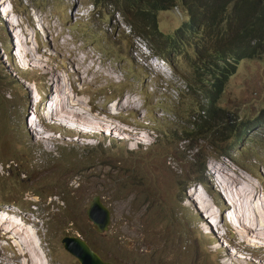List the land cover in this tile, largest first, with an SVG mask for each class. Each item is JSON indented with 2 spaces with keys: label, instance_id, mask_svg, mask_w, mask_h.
I'll list each match as a JSON object with an SVG mask.
<instances>
[{
  "label": "rangeland",
  "instance_id": "rangeland-1",
  "mask_svg": "<svg viewBox=\"0 0 264 264\" xmlns=\"http://www.w3.org/2000/svg\"><path fill=\"white\" fill-rule=\"evenodd\" d=\"M94 1L0 0L12 9L9 16L0 11V210L9 211L0 217L15 226L11 240L0 224V264L25 262L11 245L27 243L37 245L47 264H81L65 247L71 236L112 264H264L263 244L256 243L260 252L246 245L229 250L215 232L224 201L231 202L219 184L225 167L239 189L258 194L253 205L264 210V125L248 133L234 161L222 155L234 142L228 127L236 132L241 120H255L264 109V58L240 62L218 104L223 114L207 115L211 120L199 131L194 122L208 75L200 81L193 53L169 45L170 63L163 61L150 29L148 40L139 38L113 7L93 14ZM194 3L206 8L208 0ZM126 14L138 27L139 16ZM188 15L181 4L160 11L158 28L173 33ZM16 25H22L19 37ZM13 40L20 41L24 71L13 63ZM56 69L72 72L74 95L66 120L57 119L65 126L44 121L38 132L50 90L45 77ZM101 128L98 135L85 131ZM203 170L204 188L198 181ZM213 183L224 201L208 188ZM96 196L110 210L102 231L87 212ZM233 227L223 239L244 243Z\"/></svg>",
  "mask_w": 264,
  "mask_h": 264
},
{
  "label": "trees",
  "instance_id": "trees-1",
  "mask_svg": "<svg viewBox=\"0 0 264 264\" xmlns=\"http://www.w3.org/2000/svg\"><path fill=\"white\" fill-rule=\"evenodd\" d=\"M105 1L117 7L118 11L129 6L128 9L138 16L143 15L149 21L153 31L157 23L154 17L156 12L159 9L168 8L174 0ZM205 10L204 22L200 25L201 40L195 37L196 27L189 33V37L194 40L190 43L196 46L198 74L204 77L200 81L205 83L206 80L208 81V86L203 84L201 87L205 95L204 104L201 105L204 115L200 113L199 119H195L194 122L199 131H203L210 118L223 114L218 104L230 77L237 71L240 62L245 59L264 58V0H236L235 6L231 0H212ZM157 38L164 45L160 53L167 59H169V45L178 46L184 50L176 34L166 36L165 40H161L160 36ZM206 75L208 78L205 80ZM189 82L193 85L194 80L189 79ZM226 112L224 110V114ZM207 115L210 118H207ZM242 121L238 123L234 133H232L234 125L229 127L228 137L238 136L239 131L248 127L251 122H254L255 126L264 124V109L255 120ZM240 126H242L241 129ZM187 138L189 139L190 135H187ZM224 153H228V150ZM25 181L22 178V182Z\"/></svg>",
  "mask_w": 264,
  "mask_h": 264
},
{
  "label": "clouds",
  "instance_id": "clouds-1",
  "mask_svg": "<svg viewBox=\"0 0 264 264\" xmlns=\"http://www.w3.org/2000/svg\"><path fill=\"white\" fill-rule=\"evenodd\" d=\"M232 3L236 4V0H231ZM10 2V5H11V1ZM212 0H208V6L211 4ZM109 5L110 7H113L114 11L115 12H121L125 19L128 21V23L132 26V29L135 30V33H136V36L139 37V38H144L146 40H148V36L146 34V31L148 28H150L151 24L149 23V21H147L145 19V17L143 15H140L139 16V21H138V27L136 26V24L134 22H130V20L127 19V15L126 14V9L129 8V6H126L124 7L123 9L119 10L117 9V7H114L113 5H111L108 1H105V0H95L91 6H93V14L96 13V11H101L99 9L100 6L104 7V5ZM181 5H183L186 10L189 12V15H188V19L180 26L178 27L173 33H169V34H165L163 33L162 31L159 30L158 28V13L160 11H170L176 7H179ZM4 4L3 3H0V11H1V14L3 15H8L9 16V13L12 11L11 9V6H9L8 8H3ZM125 9V10H124ZM205 9L206 8H203L200 4H197V3H194V0H174L172 1V3L170 4V6L168 8H165V9H159L156 14H155V20H156V27L155 29L152 31V29L150 28V31L154 34V37L157 41H159L161 44L162 42L157 38L158 36H160V39L161 40H165L166 36L168 35H174L176 34L178 36V38L180 39V43L182 45V47L184 48L181 49L180 47L178 46H173V45H170L171 48H178L180 50V52L184 53V54H188L189 51H191L196 59V46L193 45L192 43L190 42H193L194 40L189 37V33L190 31L196 27V39H200L201 40V36H200V32L202 31L201 30V27L200 25L204 22V18H205ZM9 10V11H8ZM124 10V12H123ZM130 10V9H129ZM199 11H202L201 13H199ZM31 14V13H30ZM136 14V13H135ZM32 15V14H31ZM208 18V17H206ZM23 23L22 20H17V23ZM16 23V24H17ZM12 24V23H11ZM16 30H17V35L19 37V35L21 34L22 32V25L21 26H17L14 27ZM13 43L15 44V49H17L15 52H14V55H13V63H15V65H18L20 60L19 58L23 57L24 54L21 55V48H19L18 44L20 45V41L18 43V40L17 41H14L13 40ZM190 44L193 49H188L187 48V45ZM162 48H164V45L162 44ZM161 48V49H162ZM170 47H168V51H169V59L163 57L161 55V49L157 52V55L160 56L162 58L163 61H167L168 63H170V50H171ZM175 50V49H174ZM19 67L18 70L19 71H24V68H28L26 67L24 64L23 65H20L19 64ZM176 70V69H175ZM76 80L73 79V74L71 71L69 70H64V69H56L55 71H50L49 73L46 74V77H45V84H48L49 87H50V90H49V94H47V96H45L46 98V102H45V106L47 105V103H49V105L51 104L52 100L50 99L52 96V92L51 90L54 89V90H60L62 92H68L70 93V97L72 95H74V87L76 85ZM57 88V89H56ZM53 98V97H52ZM50 100V101H49ZM55 102V100H54ZM58 105L57 103L56 104H53V109H57L58 110ZM47 109H45L44 107V110L43 112L41 113V116L39 115L38 117V126H40V129H38L36 127V130L39 132V130H41V126L43 124L44 121H46V123H48V125L50 126H65L64 125V122L62 124H60L55 118H48L45 113H46ZM202 112V106H201V110ZM200 112V113H201ZM262 112V111H261ZM199 113V114H200ZM201 115H204V112L201 113ZM195 118V116H193ZM199 117V115H198ZM196 119V118H195ZM199 119V118H198ZM242 121V120H241ZM242 122H251V121H248V120H244ZM233 125V124H232ZM231 125V126H232ZM262 125L264 124H260L258 126H255V123L251 122L250 125L248 127H245V128H242L240 131H239V135L238 136H233L232 139L234 140L233 144H231L229 147L227 148H223L222 150V155L226 157V160L227 158L234 161L235 159V156H236V151L238 150V147L240 145V143H243L244 141H247L249 138L247 137L248 133L250 131H254V130H257L259 129ZM230 127V126H229ZM229 127L228 129L226 130L227 132H229ZM85 131L87 132V134H90V135H98V134H101L100 132H102V130L100 129H96V130H86ZM233 132H234V126H233ZM232 132V133H233ZM45 135V134H44ZM43 135V136H44ZM49 135V134H48ZM227 138H231V137H227ZM188 139V138H187ZM231 139V140H232ZM253 140V139H252ZM225 150H228V153H224ZM217 164H221V162H218ZM231 165L234 166V167H238L236 166L235 164H233L231 162ZM204 172L205 170L202 171V174L201 176L199 177L198 181L200 182V186L204 185L206 186V180L208 182V179L204 177ZM261 178V177H259ZM264 179V178H263ZM214 185L216 184H212L211 186H209L208 188L211 189L210 191L214 193V195L217 197V198H221V200H225L222 198V196H220L215 190H214ZM203 187V186H202ZM204 188V187H203ZM219 188V187H218ZM221 192H222V189H219ZM222 202V201H221ZM224 202L226 203H229L228 200H225ZM220 214V217H221V220L220 221H217V223L215 224L217 226V230L215 229V232H219V235L217 234V237L219 239H221L222 243L224 244V246L229 250L230 248H235L237 245H246V247H249L253 252H260V250H263L261 247L262 246H256L257 244L255 242H252L251 244H246V243H239V240L238 239H235L233 240L234 243L232 242H229L227 239H223L224 236H226L227 238V235L229 232H232V230L234 229L233 225L235 224L234 223V220L230 219L229 216H228V209L226 211H223V208L222 210L219 212ZM99 228V227H98ZM214 228V227H213ZM71 237H74V236H71ZM76 237V236H75ZM77 237H80V236H77ZM81 238V237H80ZM83 239V238H82ZM84 240V239H83ZM86 241V240H85ZM87 242V241H86ZM257 242H260V241H257ZM88 243V242H87ZM89 244V243H88ZM90 245V244H89ZM93 249V248H92ZM264 251V250H263ZM232 252V251H231ZM99 254V253H98ZM232 254V253H231ZM230 253L228 255H225L222 256L223 258H227L229 259L228 257L231 256ZM235 254H236V251H235ZM100 255V254H99ZM241 257V255H238ZM101 257V256H100ZM102 258V257H101ZM103 259V258H102ZM104 260V259H103ZM105 261V260H104ZM107 262V261H105ZM110 263V262H109ZM112 264V263H111Z\"/></svg>",
  "mask_w": 264,
  "mask_h": 264
},
{
  "label": "bare ground",
  "instance_id": "bare-ground-1",
  "mask_svg": "<svg viewBox=\"0 0 264 264\" xmlns=\"http://www.w3.org/2000/svg\"><path fill=\"white\" fill-rule=\"evenodd\" d=\"M6 4V3H5ZM9 11V10H8ZM21 59V57L19 58V60ZM36 60V59H35ZM21 61V60H20ZM24 61V60H23ZM28 61V60H27ZM26 61V62H27ZM152 67H150L154 72H159L160 73V68L157 67L156 63H153L151 65ZM57 89V88H56ZM52 93V97L50 98L52 100L51 104L48 106H45V109H47L45 115L48 118H55L56 120L60 118V120H66V116L68 115V108H69V104L70 101L73 97V95L70 97V93L68 92H62L60 90H54L52 89L51 92ZM119 99V98H118ZM55 100V102H54ZM50 101V100H49ZM58 104L60 106H58V110L57 109H53V104ZM112 107V106H111ZM99 119H103V118H99ZM59 123L60 122H64V121H59L57 120ZM76 121V120H74ZM92 122V121H91ZM77 123V122H76ZM75 123V124H76ZM85 123V122H84ZM94 123V121L92 122V124ZM62 124V123H60ZM86 124V123H85ZM83 125V124H82ZM78 126V125H77ZM111 127V126H110ZM84 128V127H83ZM113 128V127H112ZM81 129V128H80ZM100 130H104L103 128H101ZM79 131V130H78ZM222 164V163H221ZM220 166H225V163L223 165ZM229 167H225L222 171H221V182L219 183L223 189L225 191H227V196L229 195L231 202L225 204L223 206V211H226L228 208H231L234 210L233 211H229L228 210V216L230 219L234 220V226L237 225L238 226V230H239V239L244 242V243H249L250 241H252L253 239L255 243L257 244H263L264 245V210L262 207H256L255 205H253V203L256 200V197L258 194H254L248 193V191L246 190V187L244 188L242 186V189H239V186L236 184L238 183L236 180H234L233 176H229V175H224L225 174V170H228ZM218 171H216L217 173ZM218 174V173H217ZM241 187V186H240ZM253 190L255 189V187H252ZM237 189V190H236ZM235 191V192H234ZM242 191V193H241ZM250 191V190H249ZM237 192V194H236ZM252 192V191H251ZM195 196V195H194ZM202 201V200H201ZM206 201V200H204ZM202 202L203 205V209L205 212H209V216L211 218H215V212L213 213L209 211V209H206L205 207L209 204L207 202ZM258 201V200H256ZM241 202V204L238 205V203ZM251 205H253V207H251ZM257 205V204H256ZM209 206V205H208ZM207 206V207H208ZM211 207V206H210ZM1 211L4 212H9L4 209H1ZM12 211V210H11ZM232 212V213H231ZM231 213V214H230ZM233 214V216L231 217V215ZM217 216V215H216ZM10 220V219H9ZM6 220L3 217H0V224L1 226H4L6 224ZM13 222H15V220H13ZM18 224V223H17ZM21 224V223H20ZM24 224V223H23ZM6 226H9L6 224ZM3 227L5 229L4 232V236L9 235L8 239H13V237L11 236V233L14 234V227L15 226H9L8 228ZM24 226V225H23ZM29 226V225H28ZM27 226V227H28ZM20 227V226H18ZM24 228V227H21ZM237 229V228H236ZM25 230V229H24ZM17 231V230H16ZM20 232V231H19ZM30 232V231H29ZM17 233V232H16ZM24 234H26L25 232H23ZM28 233V232H27ZM238 233V232H237ZM12 234V235H13ZM23 235V234H22ZM32 235V233H31ZM30 235V236H31ZM29 236V234H28ZM25 237V236H24ZM250 237H252L253 239H250ZM27 238V237H26ZM27 240V239H26ZM25 241V240H24ZM260 241V242H257ZM13 242V241H11ZM240 242V241H239ZM20 243V242H19ZM17 244V243H16ZM33 244V243H32ZM35 245V244H34ZM41 245V244H39ZM37 246V245H35ZM33 246V248L31 249L30 245L27 243L26 245H17V247H14V244L11 245V247L13 249H17L15 257L17 256L19 259H24L25 262L23 261H19L18 264H47L44 261L43 256L40 254V252L38 251V249ZM262 246V245H261ZM2 248V247H1ZM264 248V247H263ZM6 257V256H5ZM14 257V256H13ZM47 258V257H46ZM16 259V258H15Z\"/></svg>",
  "mask_w": 264,
  "mask_h": 264
},
{
  "label": "water",
  "instance_id": "water-1",
  "mask_svg": "<svg viewBox=\"0 0 264 264\" xmlns=\"http://www.w3.org/2000/svg\"><path fill=\"white\" fill-rule=\"evenodd\" d=\"M90 220L99 227V230L108 228L110 222V210L96 196L87 210ZM65 247L74 254L81 264H111L105 262L92 247L80 237H66L64 239Z\"/></svg>",
  "mask_w": 264,
  "mask_h": 264
}]
</instances>
